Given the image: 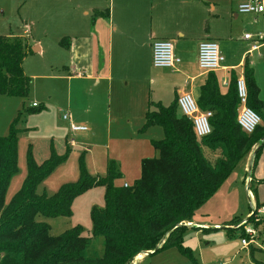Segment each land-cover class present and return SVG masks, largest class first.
Wrapping results in <instances>:
<instances>
[{
	"label": "trees",
	"instance_id": "obj_1",
	"mask_svg": "<svg viewBox=\"0 0 264 264\" xmlns=\"http://www.w3.org/2000/svg\"><path fill=\"white\" fill-rule=\"evenodd\" d=\"M99 15L108 16V12H96L92 20ZM59 45L68 49V39ZM29 52L24 38L0 35V95L28 97L31 80L23 63ZM243 79L248 106L261 118L253 133L246 134L237 123L238 77L232 75L228 92L222 94L216 75L210 72L197 104L201 111L213 114L211 134L198 139L193 122L180 115L177 100L168 107L150 104L140 131L157 126L163 130V138L153 141L157 156L142 160L141 176L133 186H115L121 172L117 162L109 160L104 178L91 177L81 168L77 183L67 184L53 195L39 194L38 186L67 155L53 151L38 164L29 153L22 187L6 204L10 182L18 173L20 112L8 135L0 137V264H131L144 253L151 255L170 246L182 248L183 232L200 208L245 156L254 152L257 160L264 147V102L247 61ZM97 186L105 188V205L91 211L92 238L84 236L80 226L53 236L49 224L37 221L38 216L71 217L73 200ZM98 238H102V248L93 242ZM244 238L249 239L246 230ZM184 253L192 258L188 249Z\"/></svg>",
	"mask_w": 264,
	"mask_h": 264
},
{
	"label": "rangeland",
	"instance_id": "obj_2",
	"mask_svg": "<svg viewBox=\"0 0 264 264\" xmlns=\"http://www.w3.org/2000/svg\"><path fill=\"white\" fill-rule=\"evenodd\" d=\"M21 5L23 0H0V35L22 36L28 27L29 36L24 39L31 48L23 63V71L31 80L28 97L22 99L0 95V137L8 135L12 123L22 113L18 125V173L10 182L6 204L22 187L29 153L38 164L48 160L53 151L58 156L67 155L66 160L38 186L39 194L46 192L53 195L63 186L77 183L81 168L91 177H106L110 155L116 157L114 161L120 172V165L124 167L121 177L114 182L115 186L123 187L125 183L133 186L138 174L131 173L133 165L129 159L145 147L148 152L142 153L146 155L144 157H156L153 141L163 138V130L152 126L142 132L140 130L145 123L143 112L114 108L107 121L97 127L94 139L86 140L82 133L72 136L69 122L62 116L69 113L72 123L80 126L74 119L79 112L69 104L70 86L62 77L63 68L56 59L59 40L55 37L52 23L48 24L46 19L36 16L30 10V3L23 9ZM257 32L264 33V26ZM243 36L240 33L236 37L234 54H240L243 48L250 47ZM221 44L218 41L219 47ZM36 46L41 48L40 53H33ZM247 62L253 70L259 98L264 102V46L249 56ZM154 112H158V109ZM89 127L92 130L91 124ZM86 135L93 136V131ZM108 135L113 139H123L111 142L107 148ZM250 165L252 168H249ZM104 196V187H93L73 200L71 217L46 219L38 216L37 221L49 224L53 236L80 226L84 229V236L92 238L91 211L93 207H104ZM192 223L195 224L183 232L182 248L170 246L151 255H139L131 264L264 263V147L257 160L254 152H251L240 161L224 184L196 213ZM193 227L203 229L195 230ZM248 229L255 230L256 238L245 248L241 240L243 232ZM93 242L102 248V238ZM186 249L192 258L184 253Z\"/></svg>",
	"mask_w": 264,
	"mask_h": 264
},
{
	"label": "crops",
	"instance_id": "obj_3",
	"mask_svg": "<svg viewBox=\"0 0 264 264\" xmlns=\"http://www.w3.org/2000/svg\"><path fill=\"white\" fill-rule=\"evenodd\" d=\"M251 1L254 0H23L21 7L30 3L36 16L52 23L59 42L68 39L69 48L59 45L56 59L70 86L69 104L79 112L74 119L88 128L81 135L91 140L114 108L143 112L145 116L150 104L168 107L183 94H190L198 103L210 73L198 67V46L204 40L222 43L219 49L226 53L225 62L213 73L220 92L226 94L232 75L243 79L245 62L261 49L250 52V47H245L240 54H234L240 33H263L257 31L264 26V14L244 15L238 11L241 4ZM96 12H108V16L92 20ZM244 36L243 40L251 45ZM155 40L173 42L174 53L180 59L175 68L152 65ZM32 51L37 54L41 48L36 46ZM68 116L70 124L69 113ZM92 131L93 136L86 135ZM109 138L110 135L107 148L111 142L123 139ZM147 152L145 147L129 159L131 173L138 174L136 180L141 176V162L146 159L142 153ZM115 158L110 155L108 159ZM120 169L124 167L120 165Z\"/></svg>",
	"mask_w": 264,
	"mask_h": 264
},
{
	"label": "built area",
	"instance_id": "obj_4",
	"mask_svg": "<svg viewBox=\"0 0 264 264\" xmlns=\"http://www.w3.org/2000/svg\"><path fill=\"white\" fill-rule=\"evenodd\" d=\"M238 11L244 15L264 14V0H254L241 4ZM24 35L29 34L28 28L23 31ZM245 40L250 41V52L258 51L264 45V33L256 35L246 34ZM225 62V58L220 52L219 46L215 41L204 40L198 46V67L204 72H215L220 69ZM180 63V59L174 53V45L170 40H155L152 43V65L160 69H173ZM237 93L239 98V111L237 123L241 130L246 134H251L260 125L261 118L255 113L247 102V90L244 79L237 81ZM178 110L181 116L188 117L194 126L195 135L202 139L211 134L212 128L210 119L213 114L210 111H201L197 102L190 94H183L177 99ZM35 106V105H34ZM65 121H70L67 114L62 116ZM70 131L72 136L88 131L86 126H77L70 122ZM73 140V139H72ZM124 187H128L127 184ZM249 239H242V247H249L256 238V232L253 229L246 230Z\"/></svg>",
	"mask_w": 264,
	"mask_h": 264
},
{
	"label": "water",
	"instance_id": "obj_5",
	"mask_svg": "<svg viewBox=\"0 0 264 264\" xmlns=\"http://www.w3.org/2000/svg\"><path fill=\"white\" fill-rule=\"evenodd\" d=\"M191 225V224H190ZM147 254H150V253H147Z\"/></svg>",
	"mask_w": 264,
	"mask_h": 264
},
{
	"label": "bare ground",
	"instance_id": "obj_6",
	"mask_svg": "<svg viewBox=\"0 0 264 264\" xmlns=\"http://www.w3.org/2000/svg\"><path fill=\"white\" fill-rule=\"evenodd\" d=\"M140 256H142V255H140ZM140 258V257H139Z\"/></svg>",
	"mask_w": 264,
	"mask_h": 264
}]
</instances>
